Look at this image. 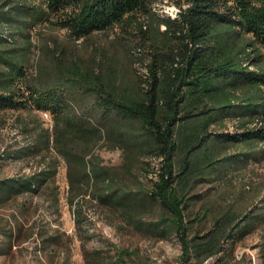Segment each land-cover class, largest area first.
Segmentation results:
<instances>
[{"label":"trees","instance_id":"obj_1","mask_svg":"<svg viewBox=\"0 0 264 264\" xmlns=\"http://www.w3.org/2000/svg\"><path fill=\"white\" fill-rule=\"evenodd\" d=\"M155 1L0 0V109H36L56 117L52 133L35 113L32 124L22 120L30 139L4 157L39 156L43 163L30 173L0 177V207L13 197L42 193L58 212L63 158L85 264L138 263L137 250L111 241L106 249L85 245L92 234L84 225V199L77 203L75 197L90 195L92 188L93 198L137 230L161 238L175 233L180 264H202L213 256L215 264H230L237 242L258 231L264 257L263 187L254 188L246 207L225 200L194 209L199 182L264 160V0H175L189 4L177 19L155 12ZM146 16L157 21L154 35L145 29ZM39 21L65 29L72 40L119 27L146 48L145 70L129 80L112 64L105 70L104 61L92 55L56 57L52 69L29 71ZM109 140L126 151L123 173H111L94 154ZM139 169L145 179L137 188L121 183V174L137 175ZM99 181L105 184L95 187ZM153 204L160 211L149 217ZM18 229L16 216L13 223L2 222L0 255L12 250ZM41 237L63 245V264H69L68 235L42 230ZM141 264H151L149 257Z\"/></svg>","mask_w":264,"mask_h":264},{"label":"rangeland","instance_id":"obj_2","mask_svg":"<svg viewBox=\"0 0 264 264\" xmlns=\"http://www.w3.org/2000/svg\"><path fill=\"white\" fill-rule=\"evenodd\" d=\"M32 1L39 4L43 0ZM170 1L177 3L175 0ZM155 12L163 15L158 11ZM143 20L145 29L151 27L149 35L155 33L156 19L146 16ZM164 29L163 25L159 28L160 31ZM32 33L35 46L27 57L29 71L34 72L36 67L43 65L52 69L56 57L78 60L89 59L94 55L104 61L105 70L112 64L125 72L127 79L133 80L136 73L145 70V64L148 62L146 48L127 38L119 27L72 40L65 29H53L47 25V22L39 21ZM32 113L37 114V119H40L43 127L50 133L53 132L56 123V117L53 114L36 109ZM32 113L23 109H0V177L30 173L43 163L39 156L4 157V153L17 146L25 145L30 139L24 131L22 120L27 119L32 124ZM225 124L230 130L234 129L233 121L228 120ZM111 143L109 140L107 143L100 144L94 154H97L102 165L110 167L111 173L116 171L123 173L126 151L122 145L116 147ZM151 164L155 165L157 161L154 160ZM144 172L145 170L139 169L137 175H134L125 171L121 174L124 176L121 183L125 181L137 188L142 181L144 182ZM225 172L223 176L214 178L215 180L206 179L198 183L194 189V193H197L199 197L194 207L195 211H202V206L207 201H213L218 206L225 203V200H234L239 207H246L254 199L252 193L255 187H263L262 192H264V160L249 163L238 170L230 167ZM136 177L139 183L136 182ZM103 184L105 182L99 181L95 187H101ZM57 185L60 197L58 212H55L51 200L42 193L13 197L0 207V225L5 219L10 223L15 222V216L20 221L19 237L10 252L0 255V264H63L67 256L66 248L60 244H48L41 237L42 230L68 235L71 240L69 264H85L81 241L77 235L73 207L68 200L70 183L67 163L63 158L60 159ZM94 190L95 188L91 189L90 195L75 197L77 203L84 199L82 208L84 225L90 229L92 234V238L85 242L87 247L106 249L108 242L111 241L119 247L137 250L139 264L145 257H149L151 264H180L182 249L175 233L161 238L158 235L137 230L124 220L119 211L111 210L93 198ZM159 211V205L153 204L147 216H155ZM260 241V231L239 240L234 248L235 259L232 258L230 264H249L250 260L253 264H264ZM243 255L246 257L243 258ZM217 260L218 257L213 256L202 264H215ZM138 263L132 262V264ZM191 264L197 263L193 261Z\"/></svg>","mask_w":264,"mask_h":264},{"label":"bare ground","instance_id":"obj_3","mask_svg":"<svg viewBox=\"0 0 264 264\" xmlns=\"http://www.w3.org/2000/svg\"><path fill=\"white\" fill-rule=\"evenodd\" d=\"M188 5V3L179 4L170 0H158L153 2V10L173 19H177L180 17L183 9H185ZM163 27L165 28V25H163Z\"/></svg>","mask_w":264,"mask_h":264}]
</instances>
